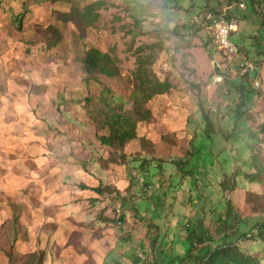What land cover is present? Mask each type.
Returning a JSON list of instances; mask_svg holds the SVG:
<instances>
[{"label": "rangeland", "instance_id": "374dc122", "mask_svg": "<svg viewBox=\"0 0 264 264\" xmlns=\"http://www.w3.org/2000/svg\"><path fill=\"white\" fill-rule=\"evenodd\" d=\"M226 9L239 25L238 55L222 51L203 25L205 14ZM88 10L93 16L83 19ZM90 47L107 52L119 76L90 75L83 61ZM248 62L259 64L256 76L243 74ZM156 82L169 90L154 93ZM104 86L128 98V108L139 90L149 111L123 148L101 142L109 134ZM208 117L234 139L210 137ZM237 125L259 134L264 159V0H0V264L151 263L148 253L161 244L149 215L134 211L143 186L130 185L131 163L139 155L191 159L178 172L183 178L153 180L170 194L167 203L155 199L165 239L170 226H184L191 206L224 208L236 185L232 170L247 168L239 155L255 142ZM195 143L203 154L194 156ZM234 194L237 212L260 213L242 231L256 229L264 200ZM240 244L264 264V227Z\"/></svg>", "mask_w": 264, "mask_h": 264}, {"label": "trees", "instance_id": "16d2710c", "mask_svg": "<svg viewBox=\"0 0 264 264\" xmlns=\"http://www.w3.org/2000/svg\"><path fill=\"white\" fill-rule=\"evenodd\" d=\"M232 14L229 16L231 19H234V13L232 12ZM91 16H93V13L90 10L85 14H82V18L87 20H90L89 17ZM22 19H24V16H21V20ZM21 22L22 21L19 19V23ZM196 26L201 30L200 25ZM58 44L59 41L57 40L54 45ZM241 48L242 47L240 46V49ZM83 61L85 67L89 70L90 75L92 74L97 78L101 75L111 77L119 76V70L117 69L116 64H114L111 56L107 52L96 47H90L86 51ZM256 65L257 69L251 71L247 75L255 73L256 76V73H258L260 69L259 64L256 63ZM153 90L154 93L165 92L169 90V84L166 82H156L153 85ZM131 96L134 105L133 107L128 108L125 106V104L129 103L128 98L116 94V92L109 86H104L102 88L99 98L102 102V112L106 115L104 126L109 130V134L101 138V142L104 145L123 148L129 141L138 137L139 123L148 118L149 111L142 107V94L139 90L134 91ZM88 102H91V99H88ZM206 122L207 125L203 131H205L210 137H213L214 134L217 133L221 135L223 134L227 140H230V137L234 139L231 135V131H219L218 129H215V123L211 121L210 117H208ZM236 129L246 130L249 133V136L255 138V142L254 144H249L244 154L239 155V158H245L244 160L247 161L245 162L247 168L238 169L237 171L232 170L231 175H237L236 185L233 186L230 198L223 203L225 209L221 208L222 205L218 208L211 209L208 208V204L199 201L200 203H197L195 206L193 205V207L191 206V216H188L187 221L184 222V226L182 228H180V226L177 228L170 226V231H167V237L165 239L162 237L160 226L156 223V218L159 220L162 219L161 212L163 211V207H157L155 199L157 200L158 198L161 204L165 202L167 203L170 194L169 191L165 192L162 191V188H158L157 182L165 180V182L169 181L172 183L174 175L179 176L180 174H178V172L185 169L187 163L190 162L191 159H188V157L187 160L186 158H178L176 161L162 160L158 163L156 159H148L146 156L139 155L137 159L133 160L134 164L131 163V167L136 172V178L133 180L132 176L129 175V183H131L130 185L132 187L139 183H142L143 186L142 194L138 196L137 202H134V211L137 214L143 212L149 215L150 222L158 230L157 240H159L161 244L159 247L160 250L157 247H153L151 249L152 255L148 253L149 257L153 258L151 263H144L137 257H133L135 264H263L262 257L256 255L255 251L245 250L240 244V241L243 238L259 232V230H262L264 227V222H260V220L256 224V229L242 231V226L248 224L253 216H259V211L251 214L239 213L234 209V206L232 207L231 201L233 196L235 197L234 192L241 195L242 189L249 195L251 203L258 200H264V189L262 192L254 189L256 186H259L260 188L264 187L262 185V181H264V159L256 146L259 140V134L251 127H240L237 125L234 130ZM193 148L194 156L203 154L202 150H198L196 143ZM231 156L236 158L234 155ZM236 159H238V157ZM165 164L166 167H164ZM171 167L174 169L169 170L168 168ZM152 168L160 169L157 171V174L153 175L154 178H152L151 175ZM185 173H190V171H186ZM155 177H157L156 183L153 181ZM183 177L179 176L178 179ZM239 180L242 181V188L237 190L236 186L240 184ZM245 180L247 182V185L245 186L246 189L243 188ZM220 185L221 187L228 189L226 180L221 181ZM109 189L112 188L110 187ZM116 189H114L115 193H119V190L117 189V191ZM95 191L101 195L106 192L104 187L95 188ZM119 195L121 196L120 193ZM223 209L225 210L226 215L222 214ZM211 213H213V217H211ZM208 217H210V219H208ZM120 219L121 222L124 221L126 219L125 214H121ZM211 223L216 224V226H212L213 228H211ZM257 229L259 230L257 231ZM177 241L186 244V248L177 249ZM156 257L157 260L154 259Z\"/></svg>", "mask_w": 264, "mask_h": 264}, {"label": "built area", "instance_id": "2783aa9c", "mask_svg": "<svg viewBox=\"0 0 264 264\" xmlns=\"http://www.w3.org/2000/svg\"><path fill=\"white\" fill-rule=\"evenodd\" d=\"M241 7L247 9L246 2H243ZM229 15H231V13L228 9L218 15L207 13L205 14L203 25L211 34L210 36L213 41L225 52L238 55L241 49L240 45L234 40V37L240 32V29L237 20L231 19ZM195 19L198 21L201 20L199 16H196ZM256 69V63L248 62L243 65V74L246 75ZM223 78V76L219 77L218 80L222 81Z\"/></svg>", "mask_w": 264, "mask_h": 264}]
</instances>
